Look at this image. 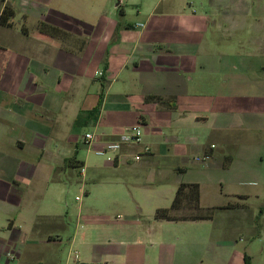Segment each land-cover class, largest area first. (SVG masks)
Here are the masks:
<instances>
[{
    "label": "crops",
    "instance_id": "obj_1",
    "mask_svg": "<svg viewBox=\"0 0 264 264\" xmlns=\"http://www.w3.org/2000/svg\"><path fill=\"white\" fill-rule=\"evenodd\" d=\"M6 4L17 15L0 24V264H264L262 188L239 195L223 180L264 162V0H0V15ZM138 124L142 145L107 167L164 161L212 215L158 220L172 206L160 196H86L72 233V209L58 196L57 211L44 207L41 186L57 189ZM88 132L101 143L86 144ZM143 146L152 152L132 161ZM89 167L95 187L101 168ZM190 171L203 180L186 181ZM211 176L220 193L207 198ZM69 235L84 260L39 259Z\"/></svg>",
    "mask_w": 264,
    "mask_h": 264
},
{
    "label": "rangeland",
    "instance_id": "obj_2",
    "mask_svg": "<svg viewBox=\"0 0 264 264\" xmlns=\"http://www.w3.org/2000/svg\"><path fill=\"white\" fill-rule=\"evenodd\" d=\"M84 135V134H83ZM94 152V150H92ZM108 156L113 157V154H109L105 157L96 156L95 152L89 154V160L86 164V174H81V169L84 167L83 162H80L76 167L67 171L65 179H63L57 189L55 185L44 184L43 196L39 199V203L43 202L44 207L55 208L54 199L52 196H58L61 205L65 208L70 207L73 211L74 218L72 225V233L77 228V219L79 213V207L85 202L86 196H128L131 201L140 203L145 202L150 196H160L167 200L169 207L171 206L174 197L177 194V190L180 184L178 179L180 175L178 172L169 168L168 164L164 161L158 164L150 166H121L107 167ZM97 164L101 168V177L99 178V185L93 186L96 181L93 180L92 171L89 170V165ZM197 170V169H196ZM193 175L198 180H203L197 171H190L186 175V181L193 179ZM223 180L226 182L232 181L234 193L239 195L252 194L262 188L264 195V187L260 184H264V162L251 165L246 162H239L235 167L228 171H225ZM220 177L213 178L208 177L206 181L202 183L203 196H214L220 193V188L216 186V182L213 180H220ZM123 181L125 182L123 183ZM98 183V182H97ZM119 188L122 190L120 191ZM54 193V194H53ZM219 195V194H218ZM255 196V194H253ZM78 198V199H77ZM93 206L99 204L94 203ZM254 202V201H253ZM57 211V209L55 208ZM80 225V224H79ZM71 235L63 236L64 243L59 246L41 247L39 250V259H53L55 256H61L65 261L75 260L77 254L78 258L82 260L81 248L76 246L72 248L70 245Z\"/></svg>",
    "mask_w": 264,
    "mask_h": 264
},
{
    "label": "trees",
    "instance_id": "obj_3",
    "mask_svg": "<svg viewBox=\"0 0 264 264\" xmlns=\"http://www.w3.org/2000/svg\"><path fill=\"white\" fill-rule=\"evenodd\" d=\"M17 15V11L13 4H6L0 15V24L13 27V20ZM39 30L42 33L52 37L61 36L62 31L58 28L46 23L39 24ZM95 110L91 115H96ZM81 119V117H79ZM76 120V123L79 122ZM75 165L74 167H76ZM212 215L210 211L207 215L203 214L200 209V190L198 184H181L178 187L177 194L170 208H161L156 211L155 217L158 220H197L209 218Z\"/></svg>",
    "mask_w": 264,
    "mask_h": 264
},
{
    "label": "built area",
    "instance_id": "obj_4",
    "mask_svg": "<svg viewBox=\"0 0 264 264\" xmlns=\"http://www.w3.org/2000/svg\"><path fill=\"white\" fill-rule=\"evenodd\" d=\"M99 76H103V72H98ZM102 136L96 133L88 132L83 136L84 141L91 148L94 145L101 143ZM143 132L141 125H134L129 128L126 133L119 135L118 139L115 141H107L104 143L103 147L96 149L95 154L98 156L105 157L109 154H113V157L108 156L107 160L109 162H115V155H121L123 148H132L135 146L142 145ZM152 149L150 146H143L142 151L134 152L130 154L132 161L140 162L146 154H150ZM208 157H205L207 159ZM81 174L84 176L86 174V168L81 169Z\"/></svg>",
    "mask_w": 264,
    "mask_h": 264
}]
</instances>
